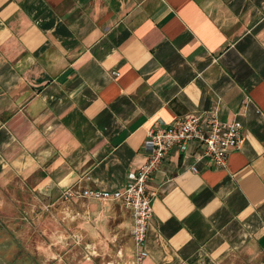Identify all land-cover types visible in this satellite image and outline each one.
Here are the masks:
<instances>
[{
	"label": "crops",
	"instance_id": "1",
	"mask_svg": "<svg viewBox=\"0 0 264 264\" xmlns=\"http://www.w3.org/2000/svg\"><path fill=\"white\" fill-rule=\"evenodd\" d=\"M189 112L241 146L225 168L168 152L139 264H264V0H0V189H123ZM67 200L83 264L136 259L122 201Z\"/></svg>",
	"mask_w": 264,
	"mask_h": 264
},
{
	"label": "built area",
	"instance_id": "2",
	"mask_svg": "<svg viewBox=\"0 0 264 264\" xmlns=\"http://www.w3.org/2000/svg\"><path fill=\"white\" fill-rule=\"evenodd\" d=\"M112 73L120 75L118 71ZM242 129L243 126L237 120L223 121L217 115L212 116L209 123L203 126L201 114L189 112L178 117L172 124L158 125L149 130L143 145L146 162L128 173V182L123 189L108 190L77 185L64 189L61 195L65 199L122 201L133 214L132 235L137 256L132 264H139L148 255L147 233L154 214L153 194L149 190V183L154 173L164 164L168 152L174 147L187 152L190 145L195 144L197 158L209 159L215 167L225 168L230 153L241 146Z\"/></svg>",
	"mask_w": 264,
	"mask_h": 264
},
{
	"label": "rangeland",
	"instance_id": "3",
	"mask_svg": "<svg viewBox=\"0 0 264 264\" xmlns=\"http://www.w3.org/2000/svg\"><path fill=\"white\" fill-rule=\"evenodd\" d=\"M75 204L55 189L38 188L25 180L2 187L0 253L21 251L18 257L24 264H31L25 259L31 252L33 264H83L82 244L74 237ZM120 260L132 264L135 259Z\"/></svg>",
	"mask_w": 264,
	"mask_h": 264
},
{
	"label": "flooded vegetation",
	"instance_id": "4",
	"mask_svg": "<svg viewBox=\"0 0 264 264\" xmlns=\"http://www.w3.org/2000/svg\"><path fill=\"white\" fill-rule=\"evenodd\" d=\"M19 254H21V251L20 252H13V253L7 252L4 255L0 253V264H24V263H21L22 257L21 258L18 257ZM25 256H26L25 259H29L31 264H33V252H31L28 255L25 254Z\"/></svg>",
	"mask_w": 264,
	"mask_h": 264
}]
</instances>
